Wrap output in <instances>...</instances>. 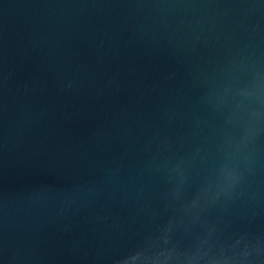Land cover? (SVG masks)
Wrapping results in <instances>:
<instances>
[{"label": "water", "instance_id": "obj_1", "mask_svg": "<svg viewBox=\"0 0 264 264\" xmlns=\"http://www.w3.org/2000/svg\"><path fill=\"white\" fill-rule=\"evenodd\" d=\"M0 264H264V0H0Z\"/></svg>", "mask_w": 264, "mask_h": 264}]
</instances>
